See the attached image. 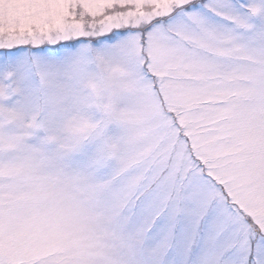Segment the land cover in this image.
<instances>
[{"label":"snow or ice","instance_id":"6c2138e0","mask_svg":"<svg viewBox=\"0 0 264 264\" xmlns=\"http://www.w3.org/2000/svg\"><path fill=\"white\" fill-rule=\"evenodd\" d=\"M0 264H264V0H0Z\"/></svg>","mask_w":264,"mask_h":264}]
</instances>
